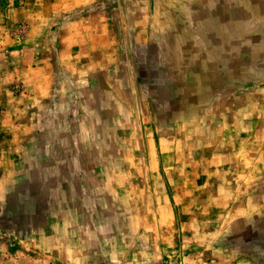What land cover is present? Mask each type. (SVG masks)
I'll return each mask as SVG.
<instances>
[{
    "label": "rangeland",
    "instance_id": "obj_1",
    "mask_svg": "<svg viewBox=\"0 0 264 264\" xmlns=\"http://www.w3.org/2000/svg\"><path fill=\"white\" fill-rule=\"evenodd\" d=\"M0 264H264V0H0Z\"/></svg>",
    "mask_w": 264,
    "mask_h": 264
},
{
    "label": "crops",
    "instance_id": "obj_2",
    "mask_svg": "<svg viewBox=\"0 0 264 264\" xmlns=\"http://www.w3.org/2000/svg\"><path fill=\"white\" fill-rule=\"evenodd\" d=\"M20 169H19V171H22V174H20L19 173V176H18V181H21V175L23 176V175H26L25 174V169H26V166L25 165H22V167H19ZM25 182H23L21 185H20V189H25L26 187H30L31 186V184L30 183H28V184H26ZM50 187L51 188H53V186H52V184L50 183ZM27 189V188H26Z\"/></svg>",
    "mask_w": 264,
    "mask_h": 264
}]
</instances>
